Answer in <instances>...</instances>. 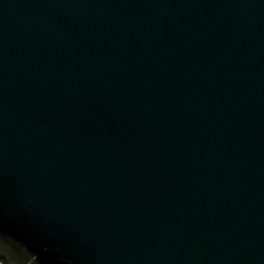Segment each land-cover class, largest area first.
Masks as SVG:
<instances>
[{"label":"water","instance_id":"water-1","mask_svg":"<svg viewBox=\"0 0 264 264\" xmlns=\"http://www.w3.org/2000/svg\"><path fill=\"white\" fill-rule=\"evenodd\" d=\"M0 241L264 264V0H0Z\"/></svg>","mask_w":264,"mask_h":264},{"label":"snow or ice","instance_id":"snow-or-ice-1","mask_svg":"<svg viewBox=\"0 0 264 264\" xmlns=\"http://www.w3.org/2000/svg\"><path fill=\"white\" fill-rule=\"evenodd\" d=\"M0 246H2V241H0ZM13 264H20V262H13Z\"/></svg>","mask_w":264,"mask_h":264},{"label":"trees","instance_id":"trees-1","mask_svg":"<svg viewBox=\"0 0 264 264\" xmlns=\"http://www.w3.org/2000/svg\"><path fill=\"white\" fill-rule=\"evenodd\" d=\"M1 264V263H0Z\"/></svg>","mask_w":264,"mask_h":264}]
</instances>
